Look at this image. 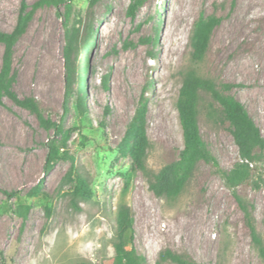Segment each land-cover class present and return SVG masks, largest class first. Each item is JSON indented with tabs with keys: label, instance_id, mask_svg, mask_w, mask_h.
<instances>
[{
	"label": "rangeland",
	"instance_id": "rangeland-1",
	"mask_svg": "<svg viewBox=\"0 0 264 264\" xmlns=\"http://www.w3.org/2000/svg\"><path fill=\"white\" fill-rule=\"evenodd\" d=\"M23 1L32 5L38 0H0V32L13 30ZM191 2L184 1V11ZM195 2L191 16L180 22L167 12L169 4L178 13L180 0L96 4L91 12L84 115L78 110L76 93L66 114L63 108L66 11L53 6L36 11L14 46L13 91L19 99H34L45 119L70 132L68 156L73 161L61 160L45 175L47 144L55 138L54 131H47L30 110L5 99L0 106V264H101L113 255L120 205H127L134 215L135 246L147 264H157L165 250L189 256L196 264H264L244 214L213 165L200 162L175 199L158 198L149 188L153 176L175 162L184 148L177 104L190 70L240 101L264 137V0ZM88 4L89 0H74L71 21L85 16ZM213 16L220 23L203 59L195 62L191 47L195 24ZM232 20L246 24L247 34L237 43L222 38ZM2 54L0 44V67ZM239 58L250 62V70L238 69L232 75L230 64H238ZM140 102L146 104L150 141L147 174L132 173L130 160L118 152ZM209 104L212 97L201 94V135L220 167L231 170L239 161L238 149L229 124L208 119ZM72 162L75 171L88 178L93 192L90 202H78L80 210L71 197L75 184L62 182ZM39 184V195L30 197ZM237 192L253 206L264 245V189L248 183ZM19 206L30 207L23 225L12 211Z\"/></svg>",
	"mask_w": 264,
	"mask_h": 264
},
{
	"label": "trees",
	"instance_id": "trees-1",
	"mask_svg": "<svg viewBox=\"0 0 264 264\" xmlns=\"http://www.w3.org/2000/svg\"><path fill=\"white\" fill-rule=\"evenodd\" d=\"M100 1L89 0L85 16L80 14L75 16L72 21L74 0H38L32 5L23 1L13 30L11 32H0V44L3 46L0 67V106L4 104L5 99H8L14 104L34 113L47 131H54L56 136H62L60 140H57L55 136L47 144L48 153L43 166L45 175H49L59 161L65 159L73 161V158L68 156L70 132L65 131L62 124L45 119L34 99L27 98L22 100L15 95L13 91V84L16 79V72L13 67L14 46L26 32L38 9L44 6H53L58 10L64 8L67 22L65 23L66 41L63 49L66 68L63 108L66 114L72 97L76 93L78 110L80 114L84 115L86 113L84 94L87 89L86 77L89 73L90 62L87 49L91 44L93 33L91 12ZM219 23L220 18L213 16L200 18L195 24L191 38L195 62L203 59L208 49L212 31ZM85 53L84 63H81V56ZM109 77L108 75L104 78L103 86L105 89L108 88ZM224 88L229 90L230 86L226 85ZM201 94H208L213 99V104H209L206 111L208 119L220 124H229L230 126V131L239 153V161L231 170H224L220 167L217 159L202 138L198 124V105ZM177 108L183 130L184 148L180 151L179 158L175 162L164 166L153 176L149 185L150 190L158 198L175 199L182 193L200 162L213 165L244 214L245 223L250 230L253 245L256 247L260 257L264 259V245L256 229L253 206L249 205L237 192L241 185L248 183L254 189H264V137L259 127L249 116L240 101L220 91L216 84L214 86L211 81L200 78L194 70L188 71L184 77ZM149 148L146 104L140 102L135 115L127 126L122 141L118 145V152L122 157L130 160V171L132 173L141 172L147 174L146 159ZM61 150H63L62 153ZM62 182L75 184L71 192L75 209L80 210L78 202H90L92 200L91 183L87 177L75 171L73 162ZM40 187L41 185L39 184L31 190L29 196L35 197L39 195ZM29 210V206L12 208L14 215L21 221V225L24 224ZM46 210L48 212L51 211L50 208H46ZM115 235L116 241L113 247V255L110 258L103 259L101 264H147L146 258L139 254L136 249L134 242V215L127 205L118 207ZM167 261L174 264H196L189 256L165 250L159 254L157 264Z\"/></svg>",
	"mask_w": 264,
	"mask_h": 264
},
{
	"label": "bare ground",
	"instance_id": "bare-ground-1",
	"mask_svg": "<svg viewBox=\"0 0 264 264\" xmlns=\"http://www.w3.org/2000/svg\"><path fill=\"white\" fill-rule=\"evenodd\" d=\"M154 0H149V2L151 3V2H153ZM177 1H179V0H177ZM184 1L185 0H180V10H179V12L177 13V12H175L174 10H176L175 8H174V10L170 7V5L169 4H167V12L170 14V15H172L173 17H175L176 18V20H178V22H180V20L181 21H183V18H185L186 16L188 17V16H191V14H192V12H193V10H194V8H195V4H196V2H195V0L193 1L192 0V2L188 5V6H186V7H188V10L187 11H184ZM178 11V10H177ZM171 16V17H172ZM235 16V15H234ZM180 19V20H179ZM238 19V18H237ZM175 20V21H176ZM233 20H234V18H233ZM232 20V21H233ZM231 22V21H230ZM239 22H241V21H239L238 20V23L236 22V20L235 21H233L231 24H229V25H227V26H229V28L227 29V31H226V33L225 34H223L224 36L222 37L223 39H230V40H232L233 41V43H237L236 42V40L238 39L239 41H240V39L243 37V36H245L244 35V33L245 34H247L245 31V29H244V27L246 26V24H245V26L243 27V25L242 26H239ZM243 23V22H242ZM178 24V23H177ZM186 27V26H185ZM246 28V27H245ZM225 31V30H224ZM221 37V36H220ZM173 40V39H172ZM163 42L162 43H164L165 41L164 40H162ZM224 41V40H223ZM235 41V42H234ZM225 42H226V40H225ZM169 43V42H168ZM166 44V43H165ZM232 44V43H231ZM164 45V44H163ZM224 46V45H223ZM231 46V45H230ZM233 46V45H232ZM165 48V47H164ZM227 48V47H226ZM225 49V48H224ZM230 50V49H229ZM166 56V55H165ZM173 57V56H172ZM166 58V57H165ZM243 58V57H242ZM240 59V58H239ZM247 60V59H246ZM246 60H243L242 59V61H241V59H240V61L238 62V64L236 63V64H230V72H232V75H235L234 73L235 72H237L238 71V69H240V70H243V71H247V69H249V63L246 61ZM234 62V61H233ZM232 62V63H233ZM250 70V69H249ZM263 71H264V68H263ZM229 72V71H228ZM229 72V73H230ZM242 72V71H241ZM244 73V72H243ZM246 73H249V71L248 72H246ZM239 74V73H238ZM241 74V73H240ZM264 74V73H263ZM242 75V74H241ZM244 75H245V73H244ZM244 75H242V76H244ZM235 77V76H234ZM245 77V76H244Z\"/></svg>",
	"mask_w": 264,
	"mask_h": 264
}]
</instances>
